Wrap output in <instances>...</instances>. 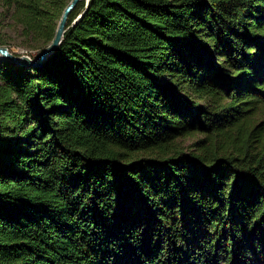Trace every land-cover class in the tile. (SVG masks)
Returning <instances> with one entry per match:
<instances>
[{
  "label": "trees",
  "instance_id": "trees-1",
  "mask_svg": "<svg viewBox=\"0 0 264 264\" xmlns=\"http://www.w3.org/2000/svg\"><path fill=\"white\" fill-rule=\"evenodd\" d=\"M71 1L14 0L13 18L48 46ZM247 104L264 0H82L40 67L0 60V264H264Z\"/></svg>",
  "mask_w": 264,
  "mask_h": 264
},
{
  "label": "rangeland",
  "instance_id": "rangeland-1",
  "mask_svg": "<svg viewBox=\"0 0 264 264\" xmlns=\"http://www.w3.org/2000/svg\"><path fill=\"white\" fill-rule=\"evenodd\" d=\"M13 2L14 0H0V47L7 48L10 53L18 57H27L35 60L47 46L38 43L35 37L25 36L22 24L13 18ZM223 103H228V100H224ZM241 111L243 112L242 116L247 118L246 126H249L250 129L256 125L262 126L264 124V104H255L253 106L247 104L242 107ZM239 136L244 137L242 133ZM204 139L207 138L201 133L182 136L172 146L170 145L168 150L171 151L170 153H172L173 149L187 154L192 153L197 148L195 144ZM217 139L220 145L223 139L225 141L224 137L218 136ZM143 155L148 158L152 156V153H144Z\"/></svg>",
  "mask_w": 264,
  "mask_h": 264
},
{
  "label": "water",
  "instance_id": "water-1",
  "mask_svg": "<svg viewBox=\"0 0 264 264\" xmlns=\"http://www.w3.org/2000/svg\"><path fill=\"white\" fill-rule=\"evenodd\" d=\"M81 1L82 0H72L69 3V5L64 10L62 17L58 23V27L53 41L40 52L37 59L32 60L27 57H18L10 53L7 48L0 47V60L9 61L16 65H25L28 67H40L43 63L46 62V60L57 50V48L62 43L64 34L69 24L70 16ZM88 1L89 0H87V4ZM81 16L82 15H80L73 24H75L81 18Z\"/></svg>",
  "mask_w": 264,
  "mask_h": 264
}]
</instances>
